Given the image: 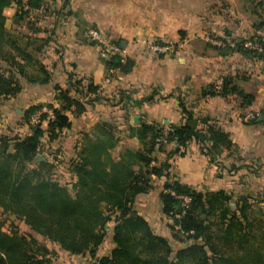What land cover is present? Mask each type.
Returning <instances> with one entry per match:
<instances>
[{
	"label": "crops",
	"instance_id": "0c3cea01",
	"mask_svg": "<svg viewBox=\"0 0 264 264\" xmlns=\"http://www.w3.org/2000/svg\"><path fill=\"white\" fill-rule=\"evenodd\" d=\"M16 11L14 1L4 10L7 29ZM29 20L36 23L35 30L26 25L14 29L37 38L43 47L37 56L52 81L44 86L21 82L20 94L0 99V117L11 136L27 135L29 129L19 124L26 110L38 104L59 107L57 87L69 90V96L84 106L66 112L71 127L56 140H42L46 154L38 157L55 166L61 184L70 183L72 189L77 182L70 162L87 143H111L110 163L122 164L126 150L143 148L136 136L141 126L181 127L190 117L205 134L210 127L225 133L231 147L221 146L211 155L209 141L192 140L182 155L172 158L163 177H152V189L137 197L138 215L173 242V223L161 202L166 183L201 193L223 191L233 196L231 207L241 197L250 203L264 200V60L241 47L256 27L264 25V0H46ZM90 29L119 45L123 59L133 62L130 72L109 70L108 59L88 37ZM153 43L170 44L174 51L154 55ZM219 77L228 80L222 94L213 91ZM89 85L97 90L90 92ZM174 148L175 144L157 148L152 157L164 162ZM113 227L111 223L108 228L111 239ZM113 248L111 242L109 253L100 255V247L97 254L109 256ZM70 260L87 264L89 258Z\"/></svg>",
	"mask_w": 264,
	"mask_h": 264
},
{
	"label": "trees",
	"instance_id": "16d2710c",
	"mask_svg": "<svg viewBox=\"0 0 264 264\" xmlns=\"http://www.w3.org/2000/svg\"><path fill=\"white\" fill-rule=\"evenodd\" d=\"M12 1L17 11L12 28L7 29L4 10ZM45 1L0 0L1 100L20 94L21 80L43 86L52 81L51 73L37 56L43 51L37 38L14 29L26 25L35 30L36 23L29 20L31 13L42 9ZM255 30L264 31V25ZM106 64L109 70L123 73L133 67L132 61L120 56L111 57ZM227 87L228 80L224 79L223 93ZM88 89L93 92L97 87L89 85ZM57 90L59 107L31 106L19 123L27 126L31 116L46 105L55 113L47 130L30 127L25 136L0 133V211L23 221L32 232L19 234L14 226L8 234L0 223V264H55L53 253L34 234L57 244L70 256L88 257L87 264H264V200L250 203L249 198L241 197L231 207L233 196L223 191L201 193L176 182L166 183L161 202L163 213L173 219V242L155 233L134 208L137 197L152 189V177H163L172 158L182 155L192 140L209 141V153L216 155L221 146L231 147L225 133L210 127L205 134L193 126L190 117L181 127H168L166 134L165 126L143 125L136 131L143 148L126 150L124 163L113 165L108 152L111 143H87L78 158L70 162V171L77 177L70 189V183H60L54 165L37 161L43 138L47 136L53 142L62 130L71 127L66 112L72 106L84 110L69 96V90ZM242 97L248 103L252 101L251 96ZM170 144L175 148L167 160L157 162L153 152ZM171 191L191 199L180 219H174L175 215L184 209ZM111 223L114 248L109 256L99 257L98 250ZM181 232L193 234L183 236Z\"/></svg>",
	"mask_w": 264,
	"mask_h": 264
},
{
	"label": "built area",
	"instance_id": "2783aa9c",
	"mask_svg": "<svg viewBox=\"0 0 264 264\" xmlns=\"http://www.w3.org/2000/svg\"><path fill=\"white\" fill-rule=\"evenodd\" d=\"M26 1V0H22ZM88 37L92 42H95L100 50L101 56L110 59L113 56H122V50L119 47V45H115L111 42V40L105 36H101L100 32L97 29H90L88 31ZM234 47V45H232ZM242 48L250 53H253L257 55L260 59L264 60V31L263 30H253L242 42H241ZM174 51V47L170 44H159V43H153L150 46V52L154 55H162V54H169ZM224 88V78L219 77L216 79L213 85V91L216 94H222ZM55 120V113L52 108L44 105L39 110H37L30 118L27 128L30 127H38V126H44L48 125L50 122ZM1 128V124H0ZM168 132L167 129H165V134ZM163 141V140H162ZM152 166L156 165V162H152ZM171 194L175 196L178 200L181 201V206L184 209L181 213L176 214L174 219H180L184 213L185 210L189 207L191 203V199L187 196L182 195H176L173 191H171ZM170 220L173 223V219L170 218ZM176 229H179L178 227ZM183 236H189L192 235L193 232L190 233H184L181 232Z\"/></svg>",
	"mask_w": 264,
	"mask_h": 264
},
{
	"label": "rangeland",
	"instance_id": "374dc122",
	"mask_svg": "<svg viewBox=\"0 0 264 264\" xmlns=\"http://www.w3.org/2000/svg\"><path fill=\"white\" fill-rule=\"evenodd\" d=\"M99 32H100L101 36H103V37L106 36L101 31H99ZM23 81L24 80H21V82H23ZM4 123H5V121L0 117V124H1L0 133H2V134L6 133V127L7 126ZM41 154L42 155L46 154V151L43 148L41 149ZM15 221H16V219L14 217H11L9 214L0 211V223H2V225H3V227H2L3 232L11 234L12 231L14 230L13 227L15 226L16 227L15 229L19 232V234H26L27 235L29 233H32L30 228L23 221H16V222ZM14 222H15V224H13ZM34 236L38 239V241L40 243L47 246L49 248V250L53 253L52 259L55 262V264H72V262L70 260V256L68 254H66L64 251H62L57 244H54V243L50 242L49 240H47L41 236H38L36 234H34ZM111 242H112V239L110 238L109 233H107L106 239H105L103 245L101 246L100 255H104V254L109 253L110 247H111ZM75 259H78L79 261L81 260V258H75ZM82 263H83V261H82Z\"/></svg>",
	"mask_w": 264,
	"mask_h": 264
},
{
	"label": "water",
	"instance_id": "95a60500",
	"mask_svg": "<svg viewBox=\"0 0 264 264\" xmlns=\"http://www.w3.org/2000/svg\"><path fill=\"white\" fill-rule=\"evenodd\" d=\"M135 122H138V119L137 118L135 119ZM37 160L38 161H43V158L40 156V157L37 158Z\"/></svg>",
	"mask_w": 264,
	"mask_h": 264
}]
</instances>
